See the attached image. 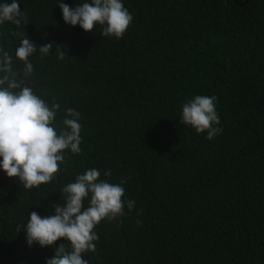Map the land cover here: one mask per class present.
<instances>
[{"label": "trees", "instance_id": "16d2710c", "mask_svg": "<svg viewBox=\"0 0 264 264\" xmlns=\"http://www.w3.org/2000/svg\"><path fill=\"white\" fill-rule=\"evenodd\" d=\"M16 2L26 21L0 24V47L22 73L24 36L52 43L29 58L25 86L59 104L58 130L66 109L78 111L82 142L38 188L0 169V264H46L60 244L71 251L63 238L28 246L23 230L33 211L54 215L61 189L91 168L126 181L123 199L135 205L95 227L88 264H264V0H122L133 21L120 39L65 24L59 2L91 0ZM197 95L217 98L222 133L212 140L179 122Z\"/></svg>", "mask_w": 264, "mask_h": 264}, {"label": "clouds", "instance_id": "9594fccd", "mask_svg": "<svg viewBox=\"0 0 264 264\" xmlns=\"http://www.w3.org/2000/svg\"><path fill=\"white\" fill-rule=\"evenodd\" d=\"M65 24L92 32L95 26L102 27L101 35L120 39L133 21V15L122 0H91L76 7L58 3ZM11 22L20 27L26 21L16 0L0 4V24ZM24 35V33H19ZM16 35V33H14ZM52 43L37 46L26 36L15 50V58L23 63L22 73L13 71V57L0 47V169L7 177L17 178L24 189L38 188L51 182L65 160V150L80 154L82 125L78 111L68 108L62 120L63 128L57 129L55 119L59 104L51 106L36 95L31 87L25 86V79L33 73L29 58L39 49L48 55ZM59 46H57V50ZM64 52H60L63 58ZM21 77V78H18ZM215 96L197 95L182 105L180 123L190 126L196 133H206L212 140L222 133L220 117L216 111ZM106 177L111 171H105ZM100 171L88 169L61 189L64 202L54 204L55 214L41 217L33 211L24 226L28 246L33 243L41 248L51 246L58 239L70 242L71 251L64 244L56 248L46 264H88L82 253L95 252L99 239L94 231L103 220L112 221L123 216L125 205L131 211L135 201L123 199L125 192L121 181L113 184L100 180ZM88 200L85 207L84 201ZM21 231L18 225L16 233Z\"/></svg>", "mask_w": 264, "mask_h": 264}]
</instances>
